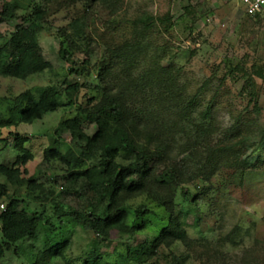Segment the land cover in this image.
I'll use <instances>...</instances> for the list:
<instances>
[{
	"label": "trees",
	"instance_id": "1",
	"mask_svg": "<svg viewBox=\"0 0 264 264\" xmlns=\"http://www.w3.org/2000/svg\"><path fill=\"white\" fill-rule=\"evenodd\" d=\"M75 3L82 5L84 13L97 5H105L114 13L119 9L120 0H0V24L12 21L18 14L23 16L21 23L6 38L0 35V78L26 80L50 71L52 65L44 56L39 34L49 31L48 18L51 15ZM79 22L73 20L71 30H57L59 58L70 64L66 69L67 75L80 74L76 67L81 61L82 64L87 63L80 56L87 57L91 47V40L84 35ZM161 22L153 17L138 18L130 40L105 48L96 78L104 80L106 73L119 65L127 70H135L145 63L151 65L117 90L103 85L98 99H88L83 106L77 107L73 118L59 123L48 135L50 144L43 151V159L58 162L66 173L63 179L68 187L61 195L73 193L89 204L81 211H65L58 204L56 228L44 219V210L30 208L27 204L42 205L54 195V191L47 190L34 177H28L26 165L33 159L25 148L28 139L21 135L15 137L12 144L15 160L10 165L0 163V178L3 179L0 181V206H3L0 209V264L8 254L21 258L20 245L27 241L36 243L40 235L43 248L31 255L30 264H39L38 259L44 253L48 259L46 264H51L56 258L72 264L64 257L69 241L62 236L57 241L50 238L55 231L62 233L63 227L68 225L89 231L102 242L110 241L113 232L132 238L145 228L143 222L139 225L136 220L147 212H133L128 203L142 195L154 202L167 218L149 250L136 264H213L216 259L222 260L220 264H226L223 251L218 249L222 241H216V246L205 237L199 241L191 239L186 230V215L179 216L174 211L177 191L182 188L181 196L186 201L191 194L183 188L187 184L183 182L185 173L175 165L172 146L176 142L175 136L180 133V123L188 120L197 109L198 95L207 83L195 95L187 96L185 90L178 87L177 77L166 72L169 68L159 61L164 56L157 55L163 48L154 47L149 35L152 30H158ZM228 76L234 81L243 79V89L246 90L253 77L264 79V70L259 72L251 68L249 72L236 65ZM64 84L63 89L52 84L37 89L36 94L27 90L15 97L7 106L6 114L0 115V129L32 125L47 114L74 106L83 86L78 82L69 84L64 81ZM248 97L249 105L237 115L230 127L221 131L222 139L214 146L206 144L202 148L197 179L209 181L221 164L239 172L236 179L240 182L247 171L256 169L259 161L252 164L249 156L243 158V154L249 147L253 154L264 152V126L255 119L243 121L248 116L244 114H249L250 104L254 112L258 111L256 91H249ZM212 107L208 102L199 112L200 124L194 130L197 139L207 135L203 126L205 122L210 128ZM167 114L177 118L166 119ZM242 127L246 129L244 135L241 134ZM66 138H69L70 146L65 143ZM8 185L15 187L13 194H9ZM23 187L25 191L21 193ZM74 187L78 189L73 191L71 188ZM177 244L182 245L185 251L175 253L173 249ZM130 263L123 256L110 262L106 255L96 250L82 262Z\"/></svg>",
	"mask_w": 264,
	"mask_h": 264
},
{
	"label": "rangeland",
	"instance_id": "2",
	"mask_svg": "<svg viewBox=\"0 0 264 264\" xmlns=\"http://www.w3.org/2000/svg\"><path fill=\"white\" fill-rule=\"evenodd\" d=\"M118 7V11L112 13L107 6L97 5L84 13L82 5L75 3L74 6L51 15L48 18L49 31L40 32L39 43L52 69L26 80L0 78V100H5L0 101V115L6 112L7 106L13 103L15 97L27 90L36 94L37 89L52 84L63 89L66 86L64 81L69 84L78 82L83 86L74 106L47 114L32 125L21 124L10 129H0V163L12 164L16 157L12 148L15 137H26L28 141L25 148L33 155V159L26 165L28 177H34L47 190L54 191V195L42 205L27 202L30 208L44 210V219L55 228L58 226V204L65 211H81L86 208L89 204L84 198L73 193L61 195L68 187L63 179L66 173L58 162H46L43 159V151L50 144L48 135L59 123L73 118L77 107L83 106L88 99H98L103 85L117 90L151 65L141 64L135 70H127L119 65L110 69L104 80L96 78L105 48L130 40L138 18L146 16L162 20L158 23L156 32H149L154 47L163 48L157 52L158 56H164L162 60L159 59L160 64L169 68L166 72L177 77L178 87L185 90L187 96L195 95L207 83L201 95H198L197 109L188 120L180 123L184 133L181 130L177 133L176 142L172 146L175 165L185 173L183 182L187 184L183 188L191 194L187 201L183 200L182 188L179 189L174 211L179 216L186 215V230L191 239L199 241L205 237L215 244L216 241H222L221 248L217 244L216 246L223 251L226 264H264V152L253 154L251 147L245 150L243 158L249 156L252 164L256 161L259 163L256 169L244 174L242 182L236 179L239 172L222 164L209 181L197 179L200 175L197 168L202 159L199 156L202 148L206 144L214 146L222 139L221 131L230 127L237 115L249 105V91L257 93L258 111L254 112L250 104L249 114H244L248 116L243 121L255 119L264 126V79L253 77L248 91L243 89V79L234 81L228 76L236 65L243 66L249 72L251 68L259 72L264 70V52L259 49L258 41L243 32L244 18L241 15L231 18L233 12H242L243 7L226 0H120ZM22 18L18 14L12 21L0 24V35L6 38L21 23ZM75 19L80 21L84 35L91 40V47L86 53L87 57L80 56L81 60L87 62L82 64L81 61L76 67L81 71L80 74L67 75L66 69L70 64L59 58V41L56 37L59 29L71 30L70 25ZM208 102L213 105L210 128L204 122L207 135L197 139L194 130L200 124L198 115ZM166 116V119L171 120L177 118L171 114ZM245 131V127H242L241 134L244 135ZM65 143L70 146L69 138L65 139ZM179 145L181 147L178 149ZM0 181L3 182V179L0 178ZM71 189L76 191L78 188ZM14 190L15 187L8 185L9 194H13ZM24 191L23 187L21 193ZM128 206L133 212H147L136 220L139 225L143 222L145 228L132 238L113 232L110 241L102 242L91 232L71 225L64 226L62 233L55 231L50 238L57 241L62 236L69 241L70 246L64 257L72 264H82L94 250L106 255L110 262L118 261L123 256L128 258L130 264H136L140 256L149 250L167 217L145 195L132 199ZM42 239L40 235L36 243L21 242V258L8 254L2 264H30L31 255L43 248ZM173 251L179 254L185 248L177 244ZM45 255L42 254L38 259L39 264L48 262ZM214 261L213 264L222 262L219 259ZM51 264L66 263L61 258H56Z\"/></svg>",
	"mask_w": 264,
	"mask_h": 264
},
{
	"label": "crops",
	"instance_id": "3",
	"mask_svg": "<svg viewBox=\"0 0 264 264\" xmlns=\"http://www.w3.org/2000/svg\"><path fill=\"white\" fill-rule=\"evenodd\" d=\"M241 12V11H240ZM237 10L231 14V18L243 17V32L248 34V36L258 41L259 49L264 52V11L262 14L255 17H248L244 14V11L240 13ZM243 15V16H242Z\"/></svg>",
	"mask_w": 264,
	"mask_h": 264
},
{
	"label": "built area",
	"instance_id": "4",
	"mask_svg": "<svg viewBox=\"0 0 264 264\" xmlns=\"http://www.w3.org/2000/svg\"><path fill=\"white\" fill-rule=\"evenodd\" d=\"M228 2H236L243 7L244 14L248 17H255L263 13L264 0H226ZM3 209V206H0Z\"/></svg>",
	"mask_w": 264,
	"mask_h": 264
}]
</instances>
